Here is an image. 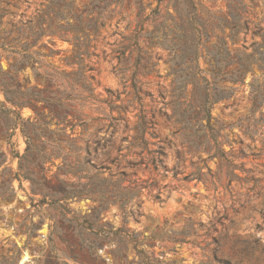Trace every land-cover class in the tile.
Masks as SVG:
<instances>
[{
    "label": "rangeland",
    "instance_id": "rangeland-1",
    "mask_svg": "<svg viewBox=\"0 0 264 264\" xmlns=\"http://www.w3.org/2000/svg\"><path fill=\"white\" fill-rule=\"evenodd\" d=\"M70 2L82 56L39 36L44 10L74 24ZM259 66L264 0H0V264H264ZM141 160L124 210L85 194Z\"/></svg>",
    "mask_w": 264,
    "mask_h": 264
},
{
    "label": "trees",
    "instance_id": "trees-1",
    "mask_svg": "<svg viewBox=\"0 0 264 264\" xmlns=\"http://www.w3.org/2000/svg\"><path fill=\"white\" fill-rule=\"evenodd\" d=\"M67 11L66 14L58 10V14H60L61 20H66L70 16H73L74 18V24H67L66 26H57L56 28H53L54 26V20L50 19V15L47 11H42V16H40V20H38V28L40 29V37H42L45 34L50 35H57L60 39L68 41L72 44L74 47L75 53L78 56H82L86 52L87 45L89 43V36L86 33L87 30V23L83 21V12H80L79 14L72 15L73 10V4L70 2V4H67ZM193 11H196V8L194 7V4L192 5ZM87 14H89L87 12ZM56 15V14H55ZM87 20L90 18H86ZM97 22V20H95ZM46 24V28L43 27V25ZM31 49V46H26L24 51H29ZM80 51H83L81 53ZM80 60V59H79ZM260 70L264 71V67L259 66ZM13 106L19 107L18 104L12 103ZM211 107L208 103H203V106L198 110L196 115L199 116V121H205L203 125H201V129L204 132V136L209 140L213 141L215 143V155H217L219 152L223 154L219 149L217 148V132L215 128L211 125L212 117H211ZM12 114L13 111H10ZM146 130V127L142 129V136L144 134V131ZM140 138L141 143L145 146L146 143L143 140V138ZM88 143V142H86ZM135 146V143H132V146ZM106 144L105 141L102 139H98L95 141V147L94 152L97 151L99 147L105 148ZM31 145L27 143V148H30ZM120 152V150H118ZM79 152V151H77ZM153 154H155L157 157H153L150 162L155 165L157 163H160V156H164V152L161 148H158L157 151H155ZM90 153L87 151L86 157H89ZM59 156V155H58ZM143 160L138 162H128L124 167L123 170L118 171L117 173H112L109 167H102L101 171L98 172V175L103 174L104 172H108L110 174L109 178H103L102 179V187L94 186L92 184L88 185V190L86 191V195L88 196H100L104 199L108 205H119L120 209L124 210L126 205L131 201L134 194L139 195L142 188H137V186H122L124 182V178L129 175L127 172L128 170H133L135 168H138L143 163ZM116 162L112 161V164ZM116 166H118L116 164ZM115 179V180H114ZM129 230H126L124 227L119 228L115 231H113L112 227H108L107 233H113L115 235H119L125 239H128L130 243L133 244V247L135 249H139L144 239H139V235L137 233L131 232L128 233ZM152 238V236H150ZM139 253L142 254V251L139 249Z\"/></svg>",
    "mask_w": 264,
    "mask_h": 264
}]
</instances>
